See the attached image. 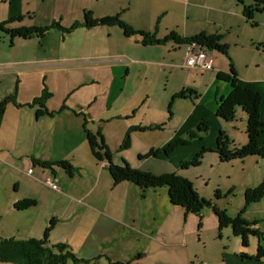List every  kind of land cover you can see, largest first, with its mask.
Segmentation results:
<instances>
[{"label":"rangeland","instance_id":"374dc122","mask_svg":"<svg viewBox=\"0 0 264 264\" xmlns=\"http://www.w3.org/2000/svg\"><path fill=\"white\" fill-rule=\"evenodd\" d=\"M111 1L112 4H115V0ZM216 1V4H213L212 0L205 1L206 7L214 6L216 8V11L211 13L203 9H195L191 5L188 6L187 21L184 14L185 4L170 9L169 13L162 17H160L161 13L158 15L155 10H152L148 12L150 16L145 19L143 24L142 0H140L139 5L131 8L128 18L130 17L133 26L137 24L143 25V28H148L150 24L152 33L157 27L156 37L163 39L173 31L181 35L184 25L187 27V33H196L192 24L195 15L198 14L196 18L203 23L202 29L207 32L217 30L223 37L222 43L228 47V61L232 63L235 75H238L244 82L258 84L260 89V93H258L263 99L264 114V10L253 13L252 21L247 22L242 15V7L236 2L237 0ZM257 1L260 2L259 6L263 9L264 0ZM89 2L92 4L91 8L99 12L101 5L106 4L108 0H26L27 7L23 15L24 20L13 22L9 26L14 27L20 22H23L24 26L31 24L29 18H34V12H36V16L43 13L44 19H51L54 9L58 8L57 3H70L67 21L71 23L72 20H75L71 17L83 16L84 10L91 12ZM196 2V0H189V3L196 4ZM244 5L254 7L256 4L254 0H245ZM168 6L172 7L173 4L169 3ZM153 9L156 8L153 7ZM26 13H30L31 16L27 18ZM213 22L217 24L216 27L212 26ZM116 29L113 31L119 33ZM107 36V30H101L99 36L93 39L88 34H78L76 31L71 34L67 30L51 29L42 38L24 41L12 39L9 34L0 31V70L5 69L3 67L6 64L5 61L15 59L23 60L26 67H31V63L35 60L38 61L33 64H41V66H45V64H52L54 67L61 66L51 59L67 55L64 51H67L70 45L65 42L69 41H75L82 46L94 41L96 45L92 56H95L99 54L98 39L105 43L108 40ZM14 41L16 48L12 47ZM130 49L127 50V57L123 58L128 63L127 65L132 64ZM178 49L172 42H169L163 48L152 50L154 51L152 52L154 60H160L159 62L163 67L146 69L137 67L128 77L127 83L122 81L115 83L111 97L101 95L98 97L96 105L99 104L102 109L101 114H103L104 120H107L113 117L115 113L116 115L124 114L126 106L130 105V100H132L133 103L137 104L139 111L135 120L126 122L131 124H147L151 119V115L146 112L148 107L153 110L160 109L165 116H167V112L173 115V124L169 128H165L163 133L145 134V138L133 140L132 143L129 142V149L123 154L116 152L119 154L117 157L113 154L114 160L118 161L121 157L130 169L149 173L155 177L176 174L190 183L196 196L209 202L211 208H206L201 218L185 214L181 208V210L170 209L166 191L161 189L155 195L149 196L154 206L157 207L155 220L150 219V215L143 216L144 202L136 205L139 207L140 214L139 217H136L134 205L132 206L130 203L131 200L128 202L130 204L127 205L126 199L129 197L126 193V185L114 188L113 182L108 185H103L100 182L96 187L99 173L91 177L92 182H88L87 177L89 178V176H86V181L84 178L83 182L78 177L67 178L66 183L68 185L83 190V186L88 188L90 198H93L92 201L94 200L93 204L89 205L91 201L83 200V203L81 195H79L77 201L79 204H76L64 215L63 220L57 225V229L52 232L55 239L74 243L75 246H72L74 253L83 260L80 264H234L233 260L236 264H259L255 260V255L259 246L264 250V237L257 239L247 236L244 247L241 236H234L231 226L227 225L219 229L218 219L214 215V211H223L230 220L257 225L258 230L264 233V197L256 203H246L244 199L246 192L256 189L264 183V162L256 158H249L243 162L220 163L216 154L208 153L203 155L197 168L180 170L177 167L178 164L190 162L200 153L202 148H214L215 137L212 138V134L210 135L213 124L209 119L205 121L207 125L206 134L197 132L199 128H204L203 123L190 131L200 135V140H190L186 135V138H182L180 143H177L181 144L176 146L178 152L174 153L175 151H173L171 154L173 155L172 160H175L177 166L172 163L171 159L166 161L162 158L164 148L171 145L169 143L171 140L168 138L174 133L175 126L180 125L183 118L187 116L188 109L192 108L189 100H174L170 110L171 97L182 86L200 92V98L204 99V107L214 113L213 120H217L213 98H225L229 93L228 84L217 81L216 85L212 86L213 81H215L214 73L202 74L201 77L195 79L193 74L183 69L184 54L182 49ZM14 50H21L22 53H17V55L22 57L20 58L16 54L14 57ZM140 51L143 53L147 50ZM77 55L81 59L91 56L85 49L78 52ZM225 62L227 64V61ZM55 76V80L59 83L66 80L77 81L73 75L67 77L66 74L59 71L56 72ZM120 87L123 88L121 92ZM223 87H226L225 91H223ZM90 89L96 91L95 86L77 90L68 99V104H75L79 99L77 104L86 106L85 91ZM187 96H189L188 93ZM192 102L195 104L194 97H192ZM112 105L113 107H111ZM149 113L151 114L150 111ZM220 123L224 132L229 134V149L243 147L245 138H247L245 134L246 116L237 110L233 122ZM117 126L122 125L114 122L108 125V129L104 127L103 130L107 129L106 131L109 132L111 129L113 131L110 133L114 135L117 133L118 136V131L114 130ZM193 143H197L195 154L190 151ZM172 146L174 147L175 144ZM151 149L154 151V157L143 161L138 160L139 156H146ZM95 163L98 164L96 161ZM102 165L103 163L100 164V171ZM54 183L57 187H62L60 182ZM111 188H114L115 191H112ZM88 198L89 196L87 200ZM138 199L141 201V198ZM88 210L89 212H87ZM126 218H136L133 227L124 222ZM119 222H123V224H119ZM14 225V221L6 220L2 224V229L12 228ZM148 228H153V230L148 231ZM39 233V237L36 239H42L44 231ZM242 256L247 259H241Z\"/></svg>","mask_w":264,"mask_h":264},{"label":"crops","instance_id":"0c3cea01","mask_svg":"<svg viewBox=\"0 0 264 264\" xmlns=\"http://www.w3.org/2000/svg\"><path fill=\"white\" fill-rule=\"evenodd\" d=\"M196 1V4H194L189 3V0H142L141 12L143 13V24L145 19L150 16L148 12H151L152 10H155L158 15L161 13L160 17H162L167 15L170 9H175L176 6L180 7L184 4L186 21L187 7L190 5L195 9H203L209 13L216 11L214 6L210 8L206 7L205 1L207 2L208 0ZM114 2L115 4H112V1L108 0L106 4L101 5V10L99 12L93 10V8H91L92 4L89 2L88 5L91 10V18L94 21H100L102 19L115 20L118 18L119 21L123 22L136 32L153 35L157 41H163L173 34L178 38V44L173 41H168L160 46H144L141 44V39L139 37L134 36L127 38L124 36L120 28L113 26L114 24H110L102 25L91 30L84 28H80L78 31L76 30L78 34H88L92 36L93 39L99 36L101 30H107L108 40L104 43L101 39H98L100 45L98 50L99 54L95 56H92L96 45L94 41L86 46H82L75 41H69L65 42L70 45L68 50L64 51L67 55L51 59L55 60L61 66L54 67L52 64L41 66V64H33L38 61L35 60V62H29L32 65L31 67H26V65L23 64L25 62L21 59H15L8 62L5 61L6 64L3 66L5 69L0 70V103L16 92L17 105L21 107L31 105L33 101L41 96L45 87L50 95V99L46 102L44 110L39 107L17 109L12 105H8L0 116V238L13 237L16 239H36L39 237V232H43L48 228L49 224H52V231H50L49 234V241L51 243H68L71 247L75 246L71 241L64 242L63 239H55L52 232L57 229V225L63 220L64 215L76 204H79L77 203L79 195H81L82 202L83 200L91 201L89 205L93 204L94 200L92 201L93 198H90V191L88 188L83 186V190L68 185L66 179L78 177L81 179V182H83L84 178V181H86V176H89V178L87 177V180L88 182H92L91 177L99 173L96 187L100 182L103 183V185L112 183L106 169L107 163H103L101 166L102 170L100 171V163H95L94 158L90 153L86 141V135L83 130L84 121L87 122L86 129L91 134L99 132L102 136L103 144L112 154L111 165L113 166H121V161H124L121 157L118 161H115L113 154L116 155V157L119 155L116 154V152L130 128L142 130L141 132L136 131L128 133L129 142L132 143L133 140H141L142 138H145V134L163 133V130L169 128L174 122V116L168 112L167 116H165L160 109L153 110L148 107L146 112L151 115V119H149L147 124L126 123L135 120L139 111L137 109V104L133 103L132 100H130L131 104L126 106L124 114L116 115L115 113L113 117L104 120L105 118H103V114H101V107H99V104L96 105L98 97H101V95L111 97L113 85L115 83L118 81L127 83L128 77L135 69H137V67L145 69L150 67H163L159 62L160 60H154L152 55V52L154 51L152 50L163 48L164 45L172 42L177 48L182 49L184 54L185 47L188 45L186 44V40L195 38L199 35L219 37L221 38L220 44L226 48V52L223 55L217 52L209 53L213 61V68L208 72L199 69H189L186 71L193 74L195 79L201 77L202 74L206 75L214 73L215 81H213L212 86H215L217 81L228 84L222 79L232 77L230 72V66L232 63L228 61V47L222 43L223 37L217 32V30H210L207 32L202 29L203 23L196 18L198 17V14L195 15V20L192 24V27L196 29V33H187V27L184 25L183 33L181 35H178L176 31H173L168 36L161 39L156 37V33H158L157 27L155 28V32L152 33L150 24L148 28H143V25L137 24L133 26L129 19L130 17L128 18L131 8L136 7V5L140 3V0H115ZM212 2L213 4L217 3L216 0H212ZM169 3L173 4V6L169 7ZM26 7V0H0V24L16 18H20V21H23ZM57 7V9H54L51 19H44L43 13L42 15L38 14V16H36V12L33 14L34 18L31 19L29 18L31 14L26 13V17L29 18L31 24L24 26L23 22H20L14 27L8 25L6 29L43 28L44 26L58 24L61 29L68 30L75 24H81L83 22V16L79 18L77 16L71 17L75 18L71 23L67 21V13L69 12L70 3H57ZM153 7L156 9H153ZM85 12L86 11L84 10L83 14ZM216 25V23H212L213 27H216ZM115 29L119 33L113 31ZM70 33L72 34V32ZM13 43L12 47L16 48L15 41ZM129 48H131L129 54L132 56V64L127 65L128 63L123 58L127 57V50ZM83 49L89 52L91 56L81 59L77 53ZM140 50L147 51L142 53ZM13 53L15 57L17 53H22V51L14 50ZM17 56L20 58L22 57L21 55ZM162 60L164 61V59ZM225 61H227V64ZM79 63L84 64L80 65ZM184 64L182 66L183 69ZM58 71L66 74L67 77L73 75L74 79L77 81L72 82L66 80L61 81L60 83L57 82V80H55V74ZM235 76L239 86L248 87L251 90L260 93L257 83L244 82L238 77V75ZM92 86L96 87V91H92L91 89L85 91L86 106L77 104L79 99L75 104H68V99L71 98L77 90ZM225 88L226 87H223V91H225ZM101 89L104 90L102 91ZM122 90L123 88L120 87V92ZM182 92H189L190 94L180 101L189 100L192 104V108L188 109L187 116H185L180 122V125H178L179 127L175 126L174 133L168 138L171 140L169 143H180V140L184 137L186 138V135L192 129L198 127L201 123L206 124L205 121H208L209 119L213 124V130L210 135L212 134V138L215 137V143L213 149L210 146L208 149L214 150L219 132H224L220 123L223 121L219 120L216 115L215 117L217 120H213L214 113L204 107V99L200 98V92L193 89H186L184 86H182L181 89L171 97L169 103L170 110L173 101L175 100L174 98ZM192 97L195 99V104L192 102ZM213 102L216 107L215 97L213 98ZM111 107H113V105ZM262 107L263 102L261 106V118L264 121ZM38 112L40 113L39 116L37 115ZM214 112H216V108ZM114 122H118L119 125H122L114 128L115 131H118V136L117 133L116 135L110 133L113 131L111 129H109V132L106 131L108 125L113 124ZM104 127L107 129L103 130ZM156 127H160L161 130L151 131V129ZM214 131L216 132V135ZM224 133L229 140V134L227 132ZM246 143L247 138H245L243 145H246ZM262 143H264V134L262 136ZM174 151V153H177V148ZM190 151L192 154L197 152V143L192 144ZM172 157L173 155L171 154L168 157L165 155L162 156L166 161H170L169 159H171L172 163L177 166L176 162H174L175 160H172ZM61 163H65L70 167V174L60 166ZM42 164H45L46 167H43ZM178 165L179 166L177 167L179 168L180 164ZM29 170L32 171L31 176L27 175ZM56 181L60 182L62 187H58V190H52L49 183H54ZM121 185H126L125 189L127 196L129 197L126 199L127 205L130 203L132 206L134 205L133 207L136 217H139L140 215L139 207H137L138 203L140 204V202H144L143 216L150 215V219L155 220V217L157 216V207L154 206V203L150 200L149 196L155 195L161 189L166 191L168 207L170 209L181 210L180 207H174L169 203L167 190L165 188L142 192L131 183H119L113 185V187L115 188ZM114 188H111L112 191H115ZM88 196L89 198L87 200ZM138 198H141V201ZM129 201L130 203H128ZM59 212L61 213L59 214ZM87 212H89V210ZM93 212L95 211L93 210ZM134 219L126 218L124 222L129 224L128 226L133 227L135 222ZM6 220L14 221L15 225L12 228L2 229V224ZM20 221L21 223H19ZM119 224H123V222H119ZM252 228L259 229L257 225H253ZM147 230L152 231L153 228H148ZM241 259L247 258L241 257ZM257 261L259 264H264L262 259ZM233 263L236 264L235 260H233Z\"/></svg>","mask_w":264,"mask_h":264},{"label":"trees","instance_id":"16d2710c","mask_svg":"<svg viewBox=\"0 0 264 264\" xmlns=\"http://www.w3.org/2000/svg\"><path fill=\"white\" fill-rule=\"evenodd\" d=\"M245 0H237L238 5L242 7V15L247 22L252 21L253 13H259L263 9L260 8L257 0H254L255 6H245ZM20 21V18L11 19L7 22L0 24V31L9 34L12 39L30 40L33 38H42L51 29H61L58 25L53 24L48 28H19L8 30L6 27L13 22ZM102 25L99 21H94L91 18L90 12H85L83 15V22L81 24H75L73 27L67 30V32H73L80 28L91 30ZM113 26L120 28L125 37H139L141 44L144 46H160L168 41H173L178 44V38L171 34L168 38L163 41H157L153 35L145 34L142 32H136L119 19H115ZM65 31V30H64ZM186 44H196L207 52H217L219 54H225L226 48L220 44L221 38L216 36H205L199 35L195 38L186 40ZM230 72L232 77L228 79H222L227 82L230 86V92L225 98L216 99V117L224 123H231L235 119L237 110H240L246 116V137L247 143L243 147L236 149H229L230 144L226 134L222 131L216 139L215 149L202 148L200 153L197 154L190 162L183 163L180 165V170H186L187 168H197L203 155L208 153L216 154L220 163H229L231 161L243 162L249 158H256L264 162V143H262V136L264 134V121L261 118V106L263 99L261 95L251 90L248 87H242L238 85L235 73L232 65L230 66ZM188 94H190L188 92ZM187 96V92H182L176 96L175 100H183ZM50 99V95L44 88L41 96L33 101L31 105L25 106L26 108L39 107L44 110L46 102ZM12 105L17 109L25 108L16 104V92L11 96L7 97L2 103H0V116L5 110V107ZM46 113V112H45ZM38 116L40 113L38 112ZM87 122L84 121L83 130L86 135V141L90 150V153L94 160L98 163H107L106 169L114 185L119 183H131L136 186L140 191L146 190H157L159 188H165L169 203L174 207H180L184 210L185 214H191L201 218L203 211L206 208H211V204L203 199L196 196L190 183L186 180L178 177L176 174H170L160 177H155L149 173H142L136 170H132L126 164L125 161H121V166L111 165V156L107 147L103 144L102 138L99 132L91 134L86 129ZM204 128H199L198 133H207V125L203 123ZM148 130V129H147ZM161 130L160 127L151 129ZM141 132L140 129L129 130L128 133ZM188 138L190 140H200L201 136L196 132H189ZM177 144L173 147L172 144L164 148L163 153L166 157L170 156ZM129 148V136H125L122 144L119 146L117 153H122ZM154 151L150 152L144 157H138V160L143 161L148 158L154 157ZM46 167L45 164H42ZM60 166L71 173L70 167L61 163ZM262 197H264V183H262L256 189H251L246 192L244 199L246 203H256ZM214 215L218 219L219 229L229 225L233 229L234 236H241L242 245L246 246L245 238L247 236L255 237L260 239L264 237V233H261L258 229L252 228L254 224H248L238 220L228 219L223 211L216 212ZM52 229V224L44 230L42 239L35 238H23L16 239L0 238V263L10 264H80L83 260L79 259L74 253L72 247L67 243H51L49 241V232ZM243 257V256H242ZM244 258V257H243ZM256 260L262 259L264 261V250L259 246L255 255ZM116 264V263H115Z\"/></svg>","mask_w":264,"mask_h":264},{"label":"built area","instance_id":"2783aa9c","mask_svg":"<svg viewBox=\"0 0 264 264\" xmlns=\"http://www.w3.org/2000/svg\"><path fill=\"white\" fill-rule=\"evenodd\" d=\"M184 69H199L204 72H208L213 68V61L209 53L202 49L199 45L188 44L184 50ZM28 176L32 175V171L27 172ZM49 186L52 190H58V187L55 183H49Z\"/></svg>","mask_w":264,"mask_h":264},{"label":"water","instance_id":"95a60500","mask_svg":"<svg viewBox=\"0 0 264 264\" xmlns=\"http://www.w3.org/2000/svg\"><path fill=\"white\" fill-rule=\"evenodd\" d=\"M114 23H115L114 19H102L99 21L100 25H110V24H114Z\"/></svg>","mask_w":264,"mask_h":264}]
</instances>
